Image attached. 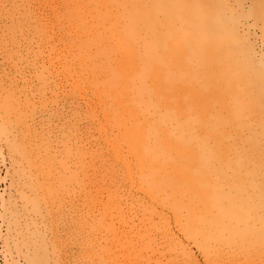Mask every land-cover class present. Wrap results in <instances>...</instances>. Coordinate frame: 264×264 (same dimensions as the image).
Returning a JSON list of instances; mask_svg holds the SVG:
<instances>
[{
    "label": "rangeland",
    "instance_id": "rangeland-1",
    "mask_svg": "<svg viewBox=\"0 0 264 264\" xmlns=\"http://www.w3.org/2000/svg\"><path fill=\"white\" fill-rule=\"evenodd\" d=\"M0 264H264V0H0Z\"/></svg>",
    "mask_w": 264,
    "mask_h": 264
}]
</instances>
